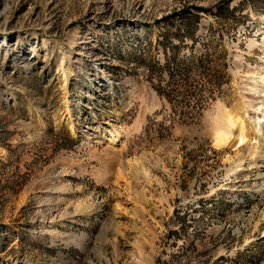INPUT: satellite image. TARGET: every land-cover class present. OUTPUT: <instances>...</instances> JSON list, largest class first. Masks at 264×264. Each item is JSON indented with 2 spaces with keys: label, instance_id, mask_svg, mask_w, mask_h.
<instances>
[{
  "label": "rangeland",
  "instance_id": "rangeland-1",
  "mask_svg": "<svg viewBox=\"0 0 264 264\" xmlns=\"http://www.w3.org/2000/svg\"><path fill=\"white\" fill-rule=\"evenodd\" d=\"M173 55L219 82L193 117ZM262 77L264 0H0V264H264Z\"/></svg>",
  "mask_w": 264,
  "mask_h": 264
},
{
  "label": "trees",
  "instance_id": "trees-1",
  "mask_svg": "<svg viewBox=\"0 0 264 264\" xmlns=\"http://www.w3.org/2000/svg\"><path fill=\"white\" fill-rule=\"evenodd\" d=\"M192 12H187L180 17L184 27L178 29L172 34H163L164 44L168 43L172 36L196 38L197 32L194 29V17ZM178 55L167 56L165 63H157L149 68L152 78H157L160 85H156L157 90L167 98L171 103L178 102L191 107L188 117L195 116L197 111L207 107L208 102L214 98V93L219 82L214 78L211 72H199V68L206 58L179 60ZM168 77L162 76L164 73ZM209 93V94H208Z\"/></svg>",
  "mask_w": 264,
  "mask_h": 264
},
{
  "label": "bare ground",
  "instance_id": "bare-ground-1",
  "mask_svg": "<svg viewBox=\"0 0 264 264\" xmlns=\"http://www.w3.org/2000/svg\"><path fill=\"white\" fill-rule=\"evenodd\" d=\"M263 78L264 77H262V81L264 80ZM252 91H253L252 92L253 93V96H252L253 100H251V98H250V100L256 102L255 104H257V106H258L255 109V113H256L255 117H256V119L258 121V125L262 126L264 124V94L262 95L263 91L259 92V90H257V89H254ZM238 121H239V119H238ZM261 126H259V129L256 130L257 133H258V135L256 134V141L253 143V145H251L250 149H248V150L250 151L249 154H251V155H256V156H259V157L261 156L262 160L261 159L259 160V163H261V164H259L260 165L259 167L260 168L262 167V169H264V154H263L264 153V143L261 142V138L264 139V130L262 129ZM244 128L245 127H244V123H243L242 125H240L239 129H241L240 131L243 132ZM228 135L229 134L227 133L226 130L219 131L217 133V136H216V144L217 145H225V144H227L229 142V136ZM259 176L261 178H264V173L262 174V172H261V174H259ZM261 203L264 205V201H262Z\"/></svg>",
  "mask_w": 264,
  "mask_h": 264
}]
</instances>
